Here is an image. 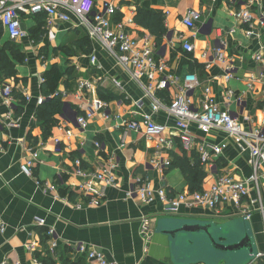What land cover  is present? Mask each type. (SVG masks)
<instances>
[{
  "label": "crops",
  "instance_id": "0c3cea01",
  "mask_svg": "<svg viewBox=\"0 0 264 264\" xmlns=\"http://www.w3.org/2000/svg\"><path fill=\"white\" fill-rule=\"evenodd\" d=\"M106 1L116 6L120 21L125 22V28L138 38L150 31L135 23L137 8L142 6L163 13L169 29L166 36L171 38L160 56L168 61L172 71L182 75L197 73L201 86L195 99L200 98L206 87H211L219 105L228 108L246 129L264 126V78L260 77L264 73V27L259 22V15L264 16V0ZM241 7L250 8L256 17L250 33L249 26L235 17L236 9ZM190 8L199 10L203 15L196 30H190L183 24V17ZM77 23L74 15L70 22L56 19L53 27L56 37L50 41L45 20L46 33L35 48L29 35L21 41H13L3 33L0 42L1 46L7 41L16 43L20 45L21 52L27 54L24 64L17 67L20 82L16 84L14 79L0 76V88L4 83H10L26 99L22 104L15 96L9 101L0 96V128L4 139L0 145V212L6 222L5 232L0 233V264H66L67 261L88 264L86 255L78 251V244L102 250L108 260L116 264H202L199 235H178L174 238L165 232L167 228L162 227L163 221L173 218L216 221L228 231L224 236L226 242L236 243L249 234L253 238L255 252H264V216L260 211H254L249 220L233 204H227L218 211L182 204L177 212H167L166 204L159 198L152 203H143L137 197L127 196V192L143 178L153 187H165L175 195L189 192L188 182L180 168L161 169L152 162L157 157L172 160V153H186L191 157L192 152L183 150L173 129L174 118L164 112L154 114V119L167 127L166 135L175 139L169 151L158 153L156 141L148 139L143 131L124 128L122 118L139 119L140 114L152 112L150 101L101 43L91 38L86 29ZM23 24L29 34V30L37 24L35 14H23ZM75 30L89 37L92 51L90 54L81 52L69 56L75 70L71 75L64 74V78H70L72 87L60 84L58 91L64 93L65 102L63 112L56 115L59 122L47 134L39 118L41 104L38 103L39 98L46 99L42 94V84L50 65H43L42 49L47 46L51 50L60 48L66 37L73 44ZM59 38L60 43L57 42ZM183 39H189L195 45L194 53L186 54L180 48ZM218 48L237 64L236 78L226 79V64L215 56ZM92 53L97 55L107 80L99 84L97 91L91 90L82 96L78 82L92 79L100 72L91 64ZM257 54L262 56L259 61L254 59ZM183 56L185 59L190 57L192 61L187 60L181 65ZM208 63L210 67H207ZM252 78L257 80L250 89ZM113 79L121 80L123 91L113 86ZM101 89L109 90L114 96L104 99L99 93ZM228 90L243 96L244 114L249 117L247 121L236 100L227 101ZM173 94V89L159 93L167 101ZM97 99L106 102L108 107L99 110L88 128L82 130L77 125V116L85 113L89 103ZM139 100H144L141 107L136 105ZM19 106L22 107L19 109ZM10 115L18 120L17 126H8ZM194 133L199 140L225 145L217 167H206L203 188L209 187L218 173H232L238 178L251 175L249 151L240 149L225 133L213 131L205 135L196 128ZM57 138L62 141L61 152L56 150ZM96 140L103 143L102 149L95 147ZM35 153L38 155L35 176L30 177L21 171V165ZM73 153L80 154L87 166L96 169L106 168L108 160L113 158L116 184H95L96 190L105 193L101 205L75 206L88 200L77 189L81 178L75 174ZM38 180L43 184H53L55 190L45 191ZM255 195L253 191L244 202L245 210L252 207L251 199ZM42 221L44 224H40ZM145 221H149L148 233L144 232ZM51 227L55 229L57 240L54 251L50 250L49 237L47 242L43 241L46 239L44 231ZM214 254L218 253L214 251ZM220 255H224L225 259H219L214 264H243L250 258L249 254L242 252Z\"/></svg>",
  "mask_w": 264,
  "mask_h": 264
},
{
  "label": "built area",
  "instance_id": "2783aa9c",
  "mask_svg": "<svg viewBox=\"0 0 264 264\" xmlns=\"http://www.w3.org/2000/svg\"><path fill=\"white\" fill-rule=\"evenodd\" d=\"M46 14L48 26L47 36L50 41L56 37L53 31L56 19L70 22L72 15L78 19L77 25L84 27L89 36L101 43L105 50L115 59L117 64L129 75L143 91L144 97L150 101L151 113L140 114L139 119L122 118V125L127 130L143 131L150 140L156 141L158 153L164 150H171L175 143L172 135L165 134L167 127L159 124L154 119V114L165 113L174 118V130L179 138L180 144L186 152H197L204 169L206 167H217V160L222 155L225 145L199 140L194 133V128L201 133L208 135L213 131H221L229 136L234 143L242 150L250 153V166L252 173L246 178H238L232 173H218L214 182L202 191L183 192L172 194L165 187L155 188L146 178L139 180L128 192L129 198H139L143 203H152L156 199H161L166 204L167 212H177L182 204L197 206L203 209L218 211L227 204H233L238 210H242L246 220L251 218L254 211H260L264 216V126L258 128H245L243 122L234 116L228 108H222L211 87H206L200 98L195 99L197 89L201 86V80L197 73L187 72L179 74L172 71L168 61L160 56L162 48L157 47L155 37L151 33H144L140 38L132 36L125 28V22L115 21L117 14L116 6L110 1L96 0H0V29L13 41H21L28 37V31L23 24V14ZM235 17L249 26L248 32H252L256 20L252 10L248 7L236 9ZM202 12L195 8L187 10L183 17V24L190 30H196L198 23L202 21ZM260 25L264 27V16L259 15ZM169 41L165 36V44ZM163 45V46H164ZM180 48L188 53H194L195 45L189 39H183ZM215 56L226 64V79L236 78L238 66L232 58L226 57L223 50H215ZM261 54L255 55V60H261ZM90 61L100 72L92 79H82L78 82V89L82 96L89 91H97L99 84L107 80L102 72L103 66L96 54L90 55ZM210 67V63L207 64ZM1 75V72H0ZM261 79L264 73L260 74ZM258 78V76H257ZM252 78L249 88L253 89ZM115 88L123 91V83L119 79H113ZM168 89H173L174 94L170 101L164 100L159 93ZM13 85L4 83L0 88V96L6 101L13 97ZM228 100L235 99L242 115L247 121L249 117L244 114L245 100L242 95H237L234 91H227ZM28 99V97H27ZM44 98H39L38 103L42 104ZM144 100H139L136 105L141 107ZM108 104L102 100L90 102L85 113L77 116V125L85 130L91 120L99 110L106 109ZM107 115V114H106ZM18 120L9 116L8 126L15 127ZM4 142L2 129L0 128V145ZM62 141L55 139L56 150L61 152ZM95 147L103 148V143L96 140ZM37 153L26 158L21 165V171L27 176L33 177L34 168L37 162ZM156 158L153 164L164 169L170 165L172 160H162ZM76 167L75 174L81 178L77 189L87 203H77L75 206L82 208L85 206H99L103 202L105 193L95 188L96 182H101L105 186L116 184L115 162L113 158L108 160V166L103 169H96L90 166H83V160L74 158ZM38 184L45 190H55V186L49 182ZM256 192L251 199V208L245 210L244 202L250 198L252 192ZM149 221L144 222V232H150ZM44 224V222H40ZM6 222L0 212V233L5 232ZM47 235L50 238V250L57 247L55 229L49 228ZM79 252L86 255L88 264H116L110 262L104 252L97 248H91L85 244H78ZM264 261V252H258L247 264H259Z\"/></svg>",
  "mask_w": 264,
  "mask_h": 264
},
{
  "label": "trees",
  "instance_id": "16d2710c",
  "mask_svg": "<svg viewBox=\"0 0 264 264\" xmlns=\"http://www.w3.org/2000/svg\"><path fill=\"white\" fill-rule=\"evenodd\" d=\"M37 19V24L35 27L29 30L30 37H32V34L41 39L46 33L45 26V20H46V14L44 13H38L35 14ZM115 20L120 21L121 16L119 14H116ZM134 21L139 26L147 29L150 31V33L155 37L156 44L158 49L162 48L165 43V36L168 34L169 29L165 24V16L163 13L156 12L154 9H148L145 7H138L136 15L134 16ZM76 33V37L73 40V44L71 48L65 49L64 46H60L63 50L68 52L70 56L75 55V53H84V54H90L92 51V44L88 36L81 34L79 30L74 31ZM3 37V30L0 29V40ZM45 48H48L45 47ZM74 49V50H73ZM43 51V50H42ZM6 54L9 55L10 58L6 56ZM186 54H189L186 52ZM184 57V56H183ZM26 56L25 53L21 52L20 45L13 43L11 41H7L4 43V45H0V72L1 77L3 79H14L16 84L20 82V78L18 76V70L16 67V61L17 62H23L25 61ZM192 61L190 57L188 59L185 57L182 59L181 65H183L184 62ZM191 64V63H190ZM52 68H49L45 73V79L42 84V94L46 97V99L43 101V103L40 105V112H39V118L45 127L46 133L49 134L52 127L58 124V119L56 118V115L58 113L63 112L64 107V93L61 91H58V87L61 84L66 85V88L72 87L70 83V78H62L63 75L59 71V67L57 68V64H53L51 66ZM71 68L69 70L74 71V67L70 66ZM67 75L70 73H66ZM71 75V74H70ZM62 78V79H61ZM100 96L104 99H109L113 97L114 95H111L112 93L109 92V90L101 89L99 91ZM13 96H15L17 99L20 100V102L23 104L25 103L26 99L25 96H23L19 90L15 87L13 88L12 92ZM22 106H19V109ZM73 158H81L80 154L73 153ZM83 166H87L86 162H83ZM169 169L173 168H180L183 171V174L186 178V181L188 182L189 189L191 192L196 191H202L203 190V184L204 180L206 178L207 172L203 168L199 155L197 152H192V156H188L186 153L184 155H179L176 153H172V161L170 162V165L168 166ZM44 235L46 236V239L44 238L43 241L47 242L48 230L44 231ZM66 264H84L81 262H68ZM259 264H264V261H260Z\"/></svg>",
  "mask_w": 264,
  "mask_h": 264
},
{
  "label": "water",
  "instance_id": "95a60500",
  "mask_svg": "<svg viewBox=\"0 0 264 264\" xmlns=\"http://www.w3.org/2000/svg\"><path fill=\"white\" fill-rule=\"evenodd\" d=\"M170 38L171 37H169V39ZM164 49L165 46H163L162 50ZM162 227H166L167 230H165V232L174 238L178 235L186 236L190 234H197L200 236V234H204L209 237L212 245L214 246V250L218 254L226 255L228 253H241V251L246 250L247 252L244 253L250 254V258L253 259V257L258 253L254 250L253 238L249 234H246L236 243L226 242L224 236H226V233L228 232L227 229L213 220H184L173 218L166 222L163 221ZM251 260H247V262L243 264H247Z\"/></svg>",
  "mask_w": 264,
  "mask_h": 264
},
{
  "label": "rangeland",
  "instance_id": "374dc122",
  "mask_svg": "<svg viewBox=\"0 0 264 264\" xmlns=\"http://www.w3.org/2000/svg\"><path fill=\"white\" fill-rule=\"evenodd\" d=\"M75 34L76 33H74V35ZM29 36H30V32H29ZM66 36H68V34ZM6 37L9 38L8 35ZM31 38L33 40L32 46L35 48V46H37L40 43L39 42V38L35 37L33 34H32ZM70 41H71V39H68V37H66V39L61 43V46H64L65 49L71 48L72 47V43H70ZM0 42H1V40H0ZM57 42L60 43L61 39L59 38L57 40ZM42 50H43L42 54L44 56V58L42 59L43 65H46V63L48 65V63H49L50 64L49 68H52L51 66L53 64H57V68L59 67V71H60V73L62 75L66 74V73L72 74V72H74L73 70H69L71 68L69 66L73 65V63L71 62V59H69V56H70L71 53L68 54V52H66L62 48H55V49H52V50H51V48L50 49L43 48ZM77 54L78 53H75V55H77ZM6 56L8 58H10L8 54H6ZM25 56H27V54H25ZM24 62H23V60H22L21 63L16 61L15 62L16 63V67H18L20 64L23 65ZM62 78H64V75H63ZM59 87H60V85H59ZM199 237H200V243H201V247H202V255H201V260L203 261L202 264H214V262L219 261V259H222V260L225 259L224 255L214 254V251H215L214 250V246L212 245V243H211V241H210L208 236H206L204 234H200ZM241 252L244 253V252H247V251L244 250V251H241ZM250 257H251V255H250ZM251 259L252 258H249V260H251Z\"/></svg>",
  "mask_w": 264,
  "mask_h": 264
}]
</instances>
